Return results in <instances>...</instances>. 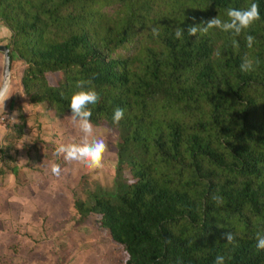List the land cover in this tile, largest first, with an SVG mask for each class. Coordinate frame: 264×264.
Wrapping results in <instances>:
<instances>
[{
	"label": "trees",
	"instance_id": "1",
	"mask_svg": "<svg viewBox=\"0 0 264 264\" xmlns=\"http://www.w3.org/2000/svg\"><path fill=\"white\" fill-rule=\"evenodd\" d=\"M253 2L260 19L238 35L187 31ZM0 23L31 104L71 114L78 80L100 95L91 123L118 132L114 178L81 180L73 207L125 264H264V0H0Z\"/></svg>",
	"mask_w": 264,
	"mask_h": 264
},
{
	"label": "rangeland",
	"instance_id": "2",
	"mask_svg": "<svg viewBox=\"0 0 264 264\" xmlns=\"http://www.w3.org/2000/svg\"><path fill=\"white\" fill-rule=\"evenodd\" d=\"M10 68L18 77L23 64L11 62ZM13 95L17 103L0 143V165H6L4 177H0L4 183L0 188V264H125L122 248L97 227L93 217L81 220L73 207V191L81 180L91 186L112 184L118 132L93 125L95 137L108 146L102 167L90 169L66 162L63 155H56V148L80 143L82 138L71 114L57 117L42 104H31L25 96L20 99L18 93ZM52 163L59 164V176L52 174ZM7 166L19 171L10 181L7 177L14 173ZM14 180L19 189H14L12 201H8L6 194L10 196L9 186Z\"/></svg>",
	"mask_w": 264,
	"mask_h": 264
},
{
	"label": "clouds",
	"instance_id": "3",
	"mask_svg": "<svg viewBox=\"0 0 264 264\" xmlns=\"http://www.w3.org/2000/svg\"><path fill=\"white\" fill-rule=\"evenodd\" d=\"M227 19L222 20L219 17H214L208 20L203 29L198 26H190L188 28L189 35H196L198 31L208 32L210 29L217 28L223 32H230L240 34L244 29L249 28L255 21L260 19L259 5L255 2L251 3L245 9L229 8L227 10ZM184 30L177 28L175 30V37L177 39L183 36ZM153 34H157V30L153 29ZM255 42V37L252 35L246 36V44L248 48H252ZM215 55L219 56L220 53L216 52ZM5 68L7 67V56L5 54L3 60ZM254 67L253 61L245 59L240 65L242 72L251 71ZM90 80H78L76 82L77 91H75L70 97V111L71 119L73 123L78 127L82 133L80 143L61 144L56 148V155H63L66 162L83 164L90 169L102 167V158L107 150V144L105 140L95 137V130L91 123L92 110L91 107L96 105L100 100V95L94 88H89ZM15 93L12 91V83L9 75L5 73L0 78V107L4 109L5 101ZM124 116V110L122 108H115L113 112V123L118 124ZM51 172L55 176L61 174V168L59 164L52 163ZM216 203H222V199L219 196L214 195L212 197ZM228 243H232L235 239L233 233H225ZM257 248L264 250V235H257ZM215 264H225V258L222 255H218L215 259Z\"/></svg>",
	"mask_w": 264,
	"mask_h": 264
},
{
	"label": "crops",
	"instance_id": "4",
	"mask_svg": "<svg viewBox=\"0 0 264 264\" xmlns=\"http://www.w3.org/2000/svg\"><path fill=\"white\" fill-rule=\"evenodd\" d=\"M9 36H10V32H9V30L5 27V26H3L1 23H0V44H4V45H6L7 46V42H8V38H9ZM2 71H3V55H2V53L0 52V78H2ZM21 76V75H20ZM20 76H16V73L14 72V70L13 69H11L10 68V79H11V83H12V91H14L15 93H13V94H16V93H18L19 94V98L20 99H22L21 97L22 96H24L23 94H22V88H21V84H20ZM12 94V95H13ZM11 95V96H12ZM11 96L5 101V106H4V109L2 108V107H0V117L1 116H3L4 114H9L10 112H9V102H10V98H11ZM12 113V112H11ZM10 113V114H11ZM12 115V114H11ZM7 124V123H6ZM5 123H2L1 121H0V143L2 142V140L5 138L4 136H5V134L7 133V131H8V129H7V125H6ZM2 144V143H1ZM11 174V173H10ZM4 175L5 174H3L2 176H0L1 178H3L4 177ZM10 177H14V179H15V175H9L8 177H7V180H9V178ZM10 181V180H9ZM13 181V180H12ZM20 183V182H19ZM4 184V183H3ZM3 184H1V179H0V188L1 187H3V186H1V185H3ZM5 187V186H4ZM18 187V185L16 184V181L14 180V182H13V185L12 186H9V188L12 190V191H10V196H9V194H6L7 195V199H8V201H12L11 200V195H12V193H13V191H14V189L15 188H17ZM17 189H19V188H17ZM31 191V190H30ZM31 196V195H30ZM10 199V200H9ZM24 200H25V198L23 199V201H21V203H25L24 202ZM19 204V203H18ZM17 206V205H16ZM19 208V206H17V209ZM21 210V212H22V209H20ZM19 211V210H18ZM19 213H20V211H19ZM10 215V214H9ZM18 218H19V216H18ZM17 218V219H18ZM9 227H11V224L9 223V225H8ZM9 227H8V229H9ZM12 229V228H11ZM12 230H10L9 229V232H11ZM9 235H12V236H14L12 233H9ZM18 256H14V261L15 260H17L18 261ZM3 263H4V261H3Z\"/></svg>",
	"mask_w": 264,
	"mask_h": 264
},
{
	"label": "water",
	"instance_id": "5",
	"mask_svg": "<svg viewBox=\"0 0 264 264\" xmlns=\"http://www.w3.org/2000/svg\"><path fill=\"white\" fill-rule=\"evenodd\" d=\"M0 52L2 53L3 55V60H4V57H5V54L7 56V67L5 68L4 66V63H3V71H2V77L5 73H7L10 77V63H11V59H10V54H9V48L8 46L4 45V44H0Z\"/></svg>",
	"mask_w": 264,
	"mask_h": 264
},
{
	"label": "built area",
	"instance_id": "6",
	"mask_svg": "<svg viewBox=\"0 0 264 264\" xmlns=\"http://www.w3.org/2000/svg\"><path fill=\"white\" fill-rule=\"evenodd\" d=\"M11 118H12V115L10 113L4 114L3 116L0 117V121L2 123H8Z\"/></svg>",
	"mask_w": 264,
	"mask_h": 264
}]
</instances>
